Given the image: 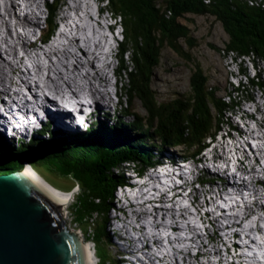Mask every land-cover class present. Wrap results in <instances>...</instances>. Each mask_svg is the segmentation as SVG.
<instances>
[{
    "label": "trees",
    "instance_id": "trees-1",
    "mask_svg": "<svg viewBox=\"0 0 264 264\" xmlns=\"http://www.w3.org/2000/svg\"><path fill=\"white\" fill-rule=\"evenodd\" d=\"M109 8L122 21L124 40L120 43L121 58L128 56L131 59L124 69L129 77L131 91L149 105L153 73L160 64L164 48L169 46L176 54L189 61L193 60L182 45L184 41L190 50L198 46L197 40L191 35V30L179 21L187 14L210 16L220 22L229 36L226 48L236 50L240 54L254 51L264 57V0H260L258 5H251L250 0H109ZM196 66L198 68L193 73L192 92L188 104L181 103L179 108H174L169 118H173L172 121L175 118L178 122L170 123L168 119L165 121L160 104L156 109V115L160 117L162 123L161 130L157 129V134L163 137L165 142L182 144L188 148L199 146L209 136H214L220 128L224 110L229 107L224 100L218 99L215 95L217 88L208 86V78L204 76L199 65ZM241 72L246 76L245 67ZM260 83L263 82H256V85L259 86ZM213 109L216 111L215 114L212 112ZM149 136L153 141V135ZM92 139L93 137L87 134L83 137L85 142L82 143L88 144ZM70 144L67 140L47 141L38 146L32 144L19 150L5 148L0 144V170H23V164L29 162L42 166L45 171L43 173L61 177L70 186L79 182L83 193L74 206L75 212L80 214L76 222L90 230L93 225V241L98 248L102 247L107 252L106 245L109 243L107 225L109 212L113 207L115 188L124 182L125 177L130 176L129 169L125 173L124 170H120L119 176L116 173L112 174L110 168L118 167L121 161L118 163L116 160L121 158H132L139 168L150 167L154 159L150 150H145L141 145L135 152L132 150L107 156L97 155V160L96 156H93L89 162L86 159L87 154L75 158L74 155L67 156V153L61 154L62 152L58 151H65ZM54 153L58 160L55 158L54 162L48 160L47 163L42 161L46 156L53 158ZM81 158L85 159L78 160ZM139 161L148 165L143 166ZM99 169L103 174L97 173ZM90 172L98 174L95 176L97 179H92ZM53 187L58 189L56 186ZM71 188L59 190L68 193Z\"/></svg>",
    "mask_w": 264,
    "mask_h": 264
},
{
    "label": "rangeland",
    "instance_id": "rangeland-1",
    "mask_svg": "<svg viewBox=\"0 0 264 264\" xmlns=\"http://www.w3.org/2000/svg\"><path fill=\"white\" fill-rule=\"evenodd\" d=\"M106 16L110 17V15H106ZM180 23H182V25L188 27L191 30V35L197 40L198 46L193 48L192 50H190L188 45L184 41H182V45H183L185 51L189 53L190 57L194 61L187 60L185 57L176 54L169 46H166L162 52V58L160 60V64L155 69V71L153 73L152 82H151L150 89H149V92L152 93L150 105L147 102L143 103L138 97H134L130 91L131 85L129 84L128 74L124 71L126 66H128V63H130L129 58L127 56H125L122 61L119 60L117 63L116 62L114 63L115 69L118 68L120 76H121V78H120L118 75L119 82L121 79V92L123 93L125 100L131 99L133 102L134 111L137 109V111L141 114L139 116V119H138L141 121L138 122V120H136L137 121V126L135 127L136 130L128 124L127 129H129L131 131L134 130L135 132L124 136L122 134H116L113 131L107 130L109 128L100 127L101 129H105L104 131H102L101 129L100 130L98 129L99 128L98 126L92 127L91 129H88L89 132H87L89 135H91L93 137V139L90 143H88V144L81 143L83 140V137H85V136H82V134L78 135V136L77 135L71 136V137L66 136L63 140L67 139L68 143H71L70 144L71 146H67L68 149H65V151L58 150V151L62 152L61 154L67 153V156H69L71 154V155H74L75 158H77L78 156L81 157L82 155L87 154L86 159L89 160V162H90L93 156H96L95 159L97 160V155L107 156L109 154H114V153H118V152H131L132 150H133L132 152H135L136 149L141 148V145L143 146V148H146L147 147L146 145L151 144L152 145L151 152H153L156 145L149 139L150 138L149 135H151V133H153V139H154L155 138L154 136H156L155 132H156L157 127H158V130H161L160 125L162 124V123H160L161 122L160 117H158L156 115L157 114L156 109H158V105L160 104L162 107V111L164 113L165 121L168 119L170 121V123H177L178 122V120H176L175 118H174V121H172L173 118L172 119H169V118H170L171 112L174 110V108H176V107L179 108L181 103L183 105L186 103L188 104V102L190 100V94H191V82H192V79L194 77L193 73L198 68L196 66L197 64L199 65V68H201L204 76H206L208 78V83H207L208 86L217 88V92L215 93V95L218 97V99L219 98L220 99L225 98V94L227 92H230L232 90V88L227 83V82L230 83V79L227 76V74L225 73L224 69L230 70V68L224 64V61L222 64L220 53H221V50H223L225 48V45L229 41L228 34L225 32L222 24L220 22H218L214 17H210V16L187 14L184 18L180 19ZM2 31L4 32L3 28H2ZM3 32H2V34H3ZM116 37L119 39L120 33L116 34ZM31 53L29 54V57L35 61L36 57L31 55ZM54 57H55V59H52L50 56V60L51 59L52 60H58V57L56 55H54ZM0 58L3 59L5 57H3V55L0 54ZM222 59H223V54H222ZM49 66H50V64H49ZM223 66H224V68H223ZM232 69H237V68L232 67ZM118 70H117V72H118ZM93 71L94 70H92L91 72H93ZM251 74H253V73L251 72ZM14 75L17 76V77L13 76L15 78L14 80L16 83L20 82L18 80L21 78H24V76H29L28 74H25L23 72H17V73H14ZM10 84L12 85V83H10ZM245 87H246V89H248V86L245 85ZM252 87L253 86H250V89L252 91H254V87L253 88ZM257 90H259V89H257ZM236 97H238L239 101L241 100L242 102H243V100L250 101V99H248L246 97V93H242L241 96H237V94H236ZM98 103L99 102L97 101L96 105H94V108L101 106L100 103L99 104ZM103 103H106V102H103ZM36 104H37V102H36ZM108 104H109V102H108ZM109 105H110V107H109V109H110L112 106H111V104H109ZM239 107H240V103L237 104V107L235 109H238ZM212 112L214 114L216 113V111L214 109L212 110ZM154 114H155L156 118H153ZM226 116H228V113L223 115V117H222L223 121L226 120ZM107 118H109V117L107 116ZM0 123L5 124L4 122H1V121H0ZM103 136H106L107 138L103 139L102 138ZM142 136L148 138L147 140L150 143H147ZM51 138L52 137H47V140L51 139ZM120 138H123L124 140H119ZM59 139H61V138H59ZM159 141L163 142L164 141L163 137ZM83 142H85V141H83ZM171 144L172 143L169 142L168 146ZM187 148L188 147L182 148L185 153L188 152ZM118 149H121V150H118ZM116 150H118V151H116ZM175 150H178V149H175ZM191 150L192 149H190V151ZM155 153H157V152H155ZM175 153H177V151H175ZM196 155H197V153L194 152V154L190 157L194 158ZM169 157L173 161L172 158L174 156L172 154H170ZM55 158L58 160V157L54 153L53 158L46 156V157L42 158V161L47 163L48 160H51L54 162ZM84 159L81 158L78 160H84ZM116 161H118V163L120 161L121 162H120L118 167L110 168V171L112 174L116 173V175L120 176V173H119L120 170H124V173L128 169L130 170V176L131 177L130 176L125 177V180L122 184L117 185L118 183H116V184L114 183L115 185H117L115 188L116 192L119 195L123 193V195L121 197L129 199V201H128V204L126 206H124V202L116 195V193H114V198L112 201H113V206L115 207L114 209H116L117 212L112 213V210L110 209L111 212H110L109 216H112L113 214H115V216L119 219H126L128 222L126 224L133 226V227H135L136 221H138V223H144L147 225L148 223L146 222V219H149V214L147 212H145V210H148V207L153 205L154 202H156L160 199H165L167 197V195L164 194V195L159 196V197H152L151 196V198H146V197L140 198V196H137V193H135V192H139L143 188H145V185L143 184L144 183L143 179H145V178H142L141 175L138 176V173L142 172L143 170H140L138 168V166L135 165V161L132 158H126V159L121 158V159H118ZM71 162H74V161H71ZM191 163H195L196 170L199 172L200 175H203L206 173L205 164L203 162H200L197 160H192ZM32 165H35V164H32ZM163 165L164 164H162L161 166H163ZM209 165L210 164L207 161V167ZM149 166H151V165H149ZM250 168L255 170L257 168V166H256V168H253L252 166L249 167V169ZM69 169H71V168H69ZM162 170H164V168H162V167L158 168L157 166L155 168H150V170H148L147 176L148 177H154L153 175L156 171L159 174V172ZM98 171H99V172H97L98 174L99 173L103 174L101 169H99ZM197 171H195V172H197ZM41 172H44V171L40 170V172L38 171L37 174L39 175L40 178H43L42 181L44 182V185L45 184H48V185L51 184L53 186L58 187V189H60V190L69 189L70 184L69 185L66 184L64 179H62L61 177L58 178L56 176H50L48 174L41 173ZM90 173H91L90 175L93 176L92 179H97V177H95V176L98 174H96V173L94 174L92 172H90ZM132 175H133V177H132ZM251 175H255V174L252 173ZM138 177H141V178L138 179ZM205 180L207 182L208 177H205ZM138 181L140 183H137ZM141 182H143V183L141 184ZM72 186H73V184H72ZM46 187H48V186H46ZM133 187H134L135 192L133 194H131L133 197H129L131 195L127 194V192H124V191H127L129 188H133ZM189 187H190L189 188V197L184 198V202L189 204L188 209H185V214L189 220H187V219L184 220V223H186V225L188 224V226L191 227L190 229L194 233L193 236H195L197 234L194 232L195 230H197L199 232L200 226H204L206 232L204 231L203 236L210 238V239H213L212 229L208 225L206 220H204V224L201 223L202 225H199L200 223H199V219L197 216V212L201 211L203 209V207H202V203L199 206L194 204V200L196 199L198 187L196 185L189 186ZM63 191H65V190H63ZM197 195L204 197V194H197ZM146 200H149V204H147L145 202ZM74 202H75V200H73V202H70L68 205L69 217H71V218L75 217L73 219V222L71 225L73 227V228H71V231H73L74 233H76V232L80 233V235H81L80 241L82 242V244L86 245V246L87 245L91 246L89 248L92 250L93 246L91 243L93 241L92 234H93L94 226L92 225L91 230H90V229H86L84 226L76 223V219H77V217H80L79 216L80 214L78 212H75ZM118 207H120L121 209H118ZM155 207H157L156 209L159 208L158 206H155ZM177 207L182 208V204L180 202H178ZM120 210H121V212L118 213V211H120ZM124 211L126 212V215L121 216ZM178 214H182V211L178 212ZM160 217H161L160 212L156 211V213L154 214V220L157 218H160ZM165 219L168 220L169 217L166 216ZM109 223H110V220H109ZM230 233L231 232L229 231L228 236L230 235ZM114 237L115 236H112V238L109 237V239H108L109 243L106 245V250L108 253L105 250H103L102 247L98 248V246H97L98 253H99L98 256H100V262L98 264H107V260H108V264H110V262L112 264H120V261L129 262L130 253L128 250H125L124 255L120 256V258H119L118 250H116V247H114V248L112 247L113 242H114V239H113ZM217 237H218V234H215L216 240H218ZM134 245L136 246L135 251L139 250L140 246L143 247V250L146 248L145 249L146 255L143 258L144 260L148 261V262H146V264H153L152 262L155 260V257H156L155 255L159 251H163L167 255H170V253H168L169 249L167 247H165V245L162 241L157 240V239L151 238V239H148L146 242H143V243H139L138 241H134ZM92 252H93V250L90 251V254ZM114 257L116 259L115 262L112 261V260H114ZM205 261H206L205 259L201 258L199 260V262H192L191 264H206Z\"/></svg>",
    "mask_w": 264,
    "mask_h": 264
},
{
    "label": "water",
    "instance_id": "water-1",
    "mask_svg": "<svg viewBox=\"0 0 264 264\" xmlns=\"http://www.w3.org/2000/svg\"><path fill=\"white\" fill-rule=\"evenodd\" d=\"M23 165V170H0V264H87L68 210L83 193L80 183L68 193L50 192L37 174L44 168Z\"/></svg>",
    "mask_w": 264,
    "mask_h": 264
},
{
    "label": "bare ground",
    "instance_id": "bare-ground-1",
    "mask_svg": "<svg viewBox=\"0 0 264 264\" xmlns=\"http://www.w3.org/2000/svg\"><path fill=\"white\" fill-rule=\"evenodd\" d=\"M25 1H26L27 6H29L33 11L30 12L31 14H27V17L21 18L17 22V24H21V26H23V28H24L23 33H17L16 39H17L18 44H16L14 41H11V40L7 39L6 37H4L2 34V32H3L2 28L0 27V49H1L0 54L3 55V53H4L9 57V58L5 57L3 59L0 58V84L2 85V89H3V90L0 89V97L3 94H8L14 98L19 96L18 93L12 91V89H11L10 83L14 82L13 80L15 78L13 76H16V75H14V73H17V72L25 73L26 72L25 74H28L29 75L28 77H31V73H32V76L35 79L36 77L33 74L34 70H35V74H38L39 72L42 73L43 70L45 69L44 61L40 58V56L37 52H33V51H32V53L30 51V53H31V55L36 57L35 69L34 70L32 69L31 73H29L27 68L25 69V71H23L22 66H21V65H24L25 59H24V56L21 55L18 51L19 41L24 42L30 36L31 30L29 28L34 27V20L37 17V14L34 10L39 9L41 6L40 0H25ZM11 2H12L11 6H8L7 0H0V8L2 7L6 11H9L11 14H13L14 9L16 7H18L19 1L11 0ZM86 4H85V6H86ZM0 14H2V13L0 12ZM2 23H3V25H6L7 28H9V30L12 31V25H11V23L7 17H4L2 19ZM81 30H84V29L81 28ZM88 41H89V39H87V42ZM67 44H68L67 47H64L61 50L54 51L53 56L56 55L58 57V60H52V59L50 60V56L52 57V54L45 55L46 58L49 60V64H50V66H48V71H50V72H49L48 77L45 79V82H47L48 87L52 88V89L57 88L59 86V82H63L66 85V88L68 89L69 93L75 97H80L82 95V93L88 91L91 94V96L98 99L97 101L99 103H100V101L104 100L106 103H100L101 106L95 107L93 109L92 112H93V114H95V116L93 117V121H96V120L98 121L99 115L103 116L104 118H107L108 108L110 107V105H108V102H109V99H108V97H109V86L111 84L110 78L108 77V75L102 73L101 71L91 72L94 69H88V66L90 64V60L88 58V55L91 54L89 51H82V50L78 49L74 40H68ZM100 44L101 43L98 42L95 45V47L100 45ZM27 48L28 47H23L24 52H26V55H29L30 53H29V50ZM3 57H4V55H3ZM70 58H73L75 60V62L71 63ZM30 59H32V58H30ZM241 59L243 60V65L246 69V76H243L245 74H243V72L240 71V78H247V75L248 76H261L260 64L256 63L252 59L251 53H249L247 55L243 54L241 56ZM223 61L227 67H229V68L236 67L237 69H239V63H241L238 60V55L234 54V53H226V55L223 54ZM251 72L253 74H251ZM18 81H20V82H17V85L19 84L22 86H27V87L29 86L30 87L28 80L21 78ZM33 82L36 83L35 80ZM256 88L259 90H262L258 86H256ZM1 106L2 105L0 104V107ZM34 106H37L36 102L34 103ZM51 112L55 113L54 110H52ZM0 121L5 123V120L3 118H1V116H0ZM70 121H73V120H70V116L69 115L66 116L64 114V122L67 123ZM67 125H68V123H67ZM70 132H72V130H70ZM35 139H37V138H35ZM239 150L242 151L243 149H239ZM257 155L258 156H256V157H258V159L255 158V164H260L259 159L260 160L264 159V145L262 146L261 150H259L257 152ZM166 160H167L166 162L168 163V159H166ZM248 163L251 166H254L252 164L250 158H249ZM161 167L164 168V170H165V166H161ZM241 167L244 168V170L247 174L251 175L252 173H254V174L257 173V169L255 171L252 168L248 169V168L244 167L243 163L241 164ZM150 168H151V166L150 167H140L139 169L140 170L145 169L148 171V170H150ZM157 174H158V172L156 171L153 175L154 177L150 178L147 176L145 183L149 184L150 181H152L153 179H155L157 177ZM132 177H133V175H132ZM243 180H246V179H243ZM161 185L163 186L164 183L162 182ZM247 185H248L247 182H245V181L242 182V186H247ZM246 189L249 191L250 196H252L253 193L250 190V188L246 187ZM135 193H137V192H135ZM58 195L62 197L61 193H58ZM249 210H251V212L253 211V209L251 207H249ZM113 224L115 225V227L120 225L118 222H113ZM216 226L217 225H215L214 227H216ZM115 227H113V228L115 229ZM118 236L121 237L120 234H118ZM89 247H91V246H88V245L84 246L85 253L87 256V258H86L87 264H97L96 263L97 258L93 252L90 254V251H92V250ZM140 251L143 254L144 250H143L142 246H140ZM215 251L217 253L221 252L219 249H215Z\"/></svg>",
    "mask_w": 264,
    "mask_h": 264
},
{
    "label": "clouds",
    "instance_id": "clouds-1",
    "mask_svg": "<svg viewBox=\"0 0 264 264\" xmlns=\"http://www.w3.org/2000/svg\"><path fill=\"white\" fill-rule=\"evenodd\" d=\"M75 3L76 5V8L78 7V9H81V11L80 12H74L73 13V16L74 17H78V18H81L80 16H86L85 15V13L87 14V16L88 17H86L87 18V20H88V29H93V30H97V32L96 33H102L103 34V37H102V40H100V41H98V42H100L101 44H102V42H104V43H107L108 42V40H112V39H114L115 37H116V34H115V32H114V28L113 27H111V24H113V18L115 17L118 21H119V24H120V27H119V29L120 30H122V32L120 33V39H121V41H117V48H118V51L120 52V54H119V57H117L116 55H115V60H113L114 62H118L119 60L120 61H122L123 59L121 58V47H120V43L124 40V29H123V26H122V21H121V19L115 14V13H113L112 12V10L109 8V0H56V5L57 6H62V5H68L69 3ZM88 5H87V4ZM85 4H86V6H85ZM50 6H52L51 5V3H50ZM75 10V8L73 7V10H72V12ZM87 11H89V13L87 12ZM81 14V15H80ZM106 15H110V16H113L112 18H110V20H109V17H107ZM115 19V20H116ZM86 20V21H87ZM107 20H109V22L107 23ZM180 21V20H179ZM100 23V24H99ZM107 23V24H106ZM103 24H104V26H103ZM182 24V23H181ZM106 28L107 29H109V31L112 33H104L103 31H105L106 30ZM88 39V38H87ZM117 39V38H116ZM90 40H91V38H90ZM112 41H114V40H112ZM224 51H235V52H238V51H236V50H232V49H228V48H226V45H225V48L223 49V50H221V53H220V57H221V61H222V64H223V59H222V53L224 52ZM251 52H254V51H251ZM239 53V52H238ZM250 53V52H249ZM249 53H247V54H249ZM254 53H256V52H254ZM240 54V53H239ZM247 54H245V55H247ZM241 55H243L242 53H241ZM256 55L258 56V57H261V56H259L257 53H256ZM125 57V56H124ZM128 57V56H127ZM128 58H130V57H128ZM261 58H264V57H261ZM129 61H131V60H129ZM128 61V62H129ZM193 61V60H192ZM223 68H224V66H223ZM111 69V68H110ZM125 71V70H124ZM224 71H225V69H224ZM226 73V72H225ZM227 74V73H226ZM119 75H120V73H119ZM228 76V75H227ZM229 77V76H228ZM253 83H254V85L255 86H258V85H256V83L253 81ZM260 89H262V94L260 95L261 97H258L257 96V98L260 100V101H264V83H260V85L258 86ZM191 92H192V90H191ZM228 94H229V92H227L226 94H225V98L224 99H221V100H224L226 103H228V105H229V97H228ZM264 117V116H263ZM82 136H85V135H82ZM66 140V139H65ZM55 141H60V139H58V140H55ZM44 142H47V141H44ZM40 143H43V141L42 142H40V141H35V143H34V145L35 146H37V145H39ZM0 144L3 146V147H5V148H10V149H16V150H19V149H21L22 147H28V146H30V145H32L31 143H23V146H17V143H13V144H9L8 142H1V140H0ZM0 151H1V149H0ZM32 165V164H31ZM35 165H37V164H35ZM256 170V169H255ZM254 170V171H255ZM259 170L257 169V175L259 174ZM244 175H250V174H247L246 172H244L243 173ZM160 180L161 181H166L164 184H166V183H168V182H171V183H173L174 182V184H171V191H174V192H177L178 190H176V189H179L180 190V185L179 184H177V183H179L181 180H182V177H173V178H168V177H160ZM156 184L157 185H159L160 184V181H156ZM242 186V185H241ZM52 187V188H51ZM164 188H165V186H164ZM167 188V187H166ZM47 189H48V191H50V192H54V189H56V188H54L53 186H49L48 185V187H47ZM62 192V191H61ZM64 193V192H63ZM114 193H116V195H117V192H114ZM179 195L180 194H178V197H179ZM120 199H121V197H119ZM183 199V198H182ZM122 200V199H121ZM177 205H178V203H177ZM115 207L113 206L112 208H111V210H112V213H116L117 212V210L116 209H114ZM254 208V209H253ZM252 209L254 210V211H257V210H259L258 208L259 207H253ZM118 209H121L120 207H118ZM181 208L180 207H177L176 208V210L177 211H179ZM111 212V211H110ZM110 212H109V215H110ZM118 212H121V210L120 211H118ZM260 213V212H259ZM261 214V216H263V224H264V214H262V213H260ZM114 215L115 214H113L112 216H109L110 218H109V220H110V223H111V221H121V223H123V226H121V229L120 228H118V229H120V231H122L123 232V234L125 235L124 237L122 236V237H119L118 235H115L114 233H112V232H110L109 231V237H111L112 238V236H115L113 239H114V242H113V245H112V247L114 248V247H116V250H118V252H119V255L120 256H123L124 255V251L125 250H128L129 251V253H130V260H129V262H123V261H120V264H141V263H139L138 262V258L140 257V248H139V250H137V251H135V245H134V241H128L127 239H126V237H128V236H130V234H128V233H126L125 231H124V229H122V227H126V226H130V225H127L126 223H128L127 222V220L126 219H115V220H112V218L114 217ZM126 215V212L124 211L123 213H122V215L121 216H125ZM166 216H168V215H166ZM169 217V219L168 220H166V219H164V220H162V221H160L159 219V222H161V223H163V224H165V225H169V224H171V223H173V224H175V227L176 228H180V229H182V228H184V227H188V228H190L188 225H186V223H184V220H182V218H175V219H171L170 218V215L168 216ZM146 222L147 223H150V224H152V220L149 218V219H146ZM171 222V223H170ZM136 223H138V221H136ZM109 224V223H108ZM144 224V223H143ZM112 226V225H111ZM114 227H115V225H114ZM116 228V227H115ZM214 227H212L211 229H213ZM112 229V228H111ZM214 229H216V228H214ZM108 230V229H107ZM80 231V230H79ZM75 234H77V236L80 238L81 237V235H80V233H78V232H76ZM220 234H222V233H219L218 234V238H219V236H220ZM261 235H263L264 236V233H260ZM176 235V234H175ZM175 235H171V237L169 236V237H165V238H163L162 236H159V237H157V238H155V239H157V240H160V241H162V242H165L167 245H169V244H174V237H175ZM121 236V235H120ZM176 236H178V235H176ZM262 236V237H263ZM149 239H151V237H149ZM153 239V238H152ZM165 239V240H164ZM83 240V239H82ZM84 241V240H83ZM211 241H212V246H213V249L215 250V249H219L221 252H222V250H224V248H222L221 246H220V240L218 239V240H216L215 239V234H213V239H211ZM87 244V243H86ZM92 245H96L95 244V242L94 241H92V243H91ZM192 245V246H191ZM85 246V245H84ZM169 246H171V245H169ZM236 249H238L239 250V252H241L240 251V249H241V247H240V245L239 244H236L235 243V250ZM96 251H97V255H98V249H97V245H96ZM175 251H178V250H173L172 252H170V255H168V257H167V260H165V263L164 264H191L192 262H199V260L200 259H197V258H195V251H196V248L194 247V245H193V243L192 244H190L189 245V248H185L183 251H184V254H182V258H181V255H179L178 253H176V255H175ZM231 251H233V250H231ZM220 252V253H221ZM157 255V254H156ZM155 255V256H156ZM100 257V256H99ZM179 257V258H178ZM156 258V257H155ZM204 259V258H203ZM102 260V259H101ZM115 257H114V260H112L113 262H115ZM169 260V261H168ZM100 262V261H99ZM98 262V263H99ZM144 262L146 263V262H148V261H146V260H144ZM107 264H108V260H107ZM110 264H112L111 262H110ZM142 264H144V263H142ZM262 264H264V263H262Z\"/></svg>",
    "mask_w": 264,
    "mask_h": 264
},
{
    "label": "built area",
    "instance_id": "built-area-1",
    "mask_svg": "<svg viewBox=\"0 0 264 264\" xmlns=\"http://www.w3.org/2000/svg\"><path fill=\"white\" fill-rule=\"evenodd\" d=\"M260 0H250L251 5H258ZM226 53H234L238 55V60L241 62V69H232L230 70H225L227 75L229 76L230 81L236 85L237 87L241 86V88L244 90L246 89L245 85L248 86V89H246V93L248 95H255L258 97H261L260 95L262 94V90H257L256 86L254 85L253 81L256 82H264V58L258 57L256 53L251 52V57L252 59L260 64L261 67V76H248L247 78H240V71H244V66H243V60L241 59V54L235 51H224L222 54L226 55ZM231 85V84H230ZM232 86V85H231ZM250 86L254 87V91L250 89ZM252 87V88H253Z\"/></svg>",
    "mask_w": 264,
    "mask_h": 264
}]
</instances>
